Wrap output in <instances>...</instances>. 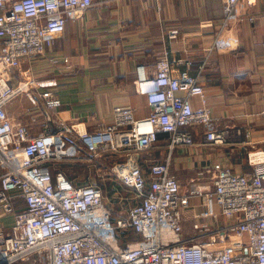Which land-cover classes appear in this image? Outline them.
<instances>
[{"label": "built area", "instance_id": "1", "mask_svg": "<svg viewBox=\"0 0 264 264\" xmlns=\"http://www.w3.org/2000/svg\"><path fill=\"white\" fill-rule=\"evenodd\" d=\"M111 1L0 0V209L9 210L17 196L24 202L14 212L10 230L0 233V264H264V159L250 160L247 173L220 161L212 164V194L228 225L208 240L182 238L188 196L180 193L169 161L152 162L148 176L138 162V154L160 135L168 138L170 148L194 145L189 127L200 129L201 144L228 143L229 133L217 127L189 64L179 70L164 57L155 62L152 73L144 68L137 90L147 98L146 116L135 117L133 109L116 104L112 123L82 132L47 128L32 135L8 115L6 105L24 93L32 118L41 114L46 122L54 120L58 97L52 90L32 94L39 82L20 70V60L45 55L67 19L80 17L95 2ZM237 2L225 0V21ZM177 32L171 30L169 37ZM50 57L69 64L68 57ZM13 71L15 85L10 81ZM194 96L200 98L199 105H193ZM260 114L264 117V102ZM108 153L124 154L111 162L108 173L132 188L139 200L116 225L98 185L76 184L64 171L52 170V163L63 158L93 165ZM116 227H133L141 238L120 246ZM194 228L203 233L210 226L195 222Z\"/></svg>", "mask_w": 264, "mask_h": 264}, {"label": "crops", "instance_id": "2", "mask_svg": "<svg viewBox=\"0 0 264 264\" xmlns=\"http://www.w3.org/2000/svg\"><path fill=\"white\" fill-rule=\"evenodd\" d=\"M224 3H93L80 17L67 19L64 31L45 55L20 60V70L39 82L32 94L52 90L58 97L54 120L46 122L41 114L32 118L31 104L24 93L6 105L8 115L25 124L32 135L47 128L56 131L72 127L82 132L112 123L116 104L133 109L135 117L146 116L150 112L147 98L137 90V79L144 68L152 73L155 62L164 57L179 70L189 64L190 73L204 89L217 127L229 133L228 143L201 144L200 129L189 127L194 145L170 148L168 138L160 135L148 150L138 154V162L148 176L152 162L169 161L180 193L188 196V205L182 210V238L205 240L193 228L195 222L216 229H225L228 224L212 194V164L220 161L233 171L247 173L251 170L250 160L264 159V117L260 114L264 102V0H238L227 21ZM174 29L178 30L177 36L170 38ZM52 55L58 60L68 57L69 64L52 62ZM10 81L17 83L16 71L10 74ZM191 101L195 106L200 104L198 96ZM105 158L110 159V154H104L93 165L81 160L82 178L76 173L71 180L87 183L108 173L96 172V163L102 166ZM9 207L0 209V233L10 230L14 212L24 207L23 199L14 197Z\"/></svg>", "mask_w": 264, "mask_h": 264}, {"label": "trees", "instance_id": "3", "mask_svg": "<svg viewBox=\"0 0 264 264\" xmlns=\"http://www.w3.org/2000/svg\"><path fill=\"white\" fill-rule=\"evenodd\" d=\"M123 158V153L110 154L111 161L121 160ZM80 161L81 160L78 158H63L52 163V165L54 166V164H56L54 171L62 170L70 179H72L76 172L68 170H74V168L78 169L81 167L82 165ZM75 183L78 182L75 181ZM96 185H98L102 191L103 200L111 211V220L115 225L116 220L126 214L129 206L139 201L135 197L133 189L123 184L112 174L106 173L101 177H97ZM115 236L120 246H125L128 242L137 241L141 238L140 234L137 233L133 227H116Z\"/></svg>", "mask_w": 264, "mask_h": 264}, {"label": "rangeland", "instance_id": "4", "mask_svg": "<svg viewBox=\"0 0 264 264\" xmlns=\"http://www.w3.org/2000/svg\"><path fill=\"white\" fill-rule=\"evenodd\" d=\"M26 105H28V102H26ZM30 109V108H29ZM80 160H82V159H80ZM111 159H109V158H105L104 160H102V166L101 165H98L97 163H96V168H97V170H96V172H108V169H109V166H110V164H111ZM82 166H83V164H81ZM68 169V168H67ZM68 171H74V172H76L77 174H79V176H80V178H82V174H83V169L82 170H80L79 168L77 169V168H74V170H68ZM67 172V171H66ZM103 173V174H104ZM106 174V173H105ZM104 174V175H105ZM92 175V174H91ZM93 177V176H92ZM93 184H97V177H95L92 181H91ZM228 225V224H227ZM193 228H194V224H193ZM195 230H196V232H197V234H200L199 235V237H205V240H208V239H211L212 237H215V238H217V236H218V233H219V231H221L222 230V228H212V227H210V229H209V231L208 232H203V233H200L196 228H194ZM19 264H29V262H27V261H25V262H23V261H21Z\"/></svg>", "mask_w": 264, "mask_h": 264}]
</instances>
